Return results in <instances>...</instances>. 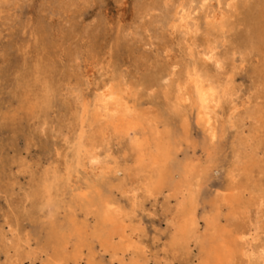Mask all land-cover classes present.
Returning a JSON list of instances; mask_svg holds the SVG:
<instances>
[{
	"label": "bare ground",
	"instance_id": "1",
	"mask_svg": "<svg viewBox=\"0 0 264 264\" xmlns=\"http://www.w3.org/2000/svg\"><path fill=\"white\" fill-rule=\"evenodd\" d=\"M12 1L0 0V12ZM62 3L69 8L76 5L75 0ZM171 3L156 0L140 6L144 14L166 13L167 29L163 30L186 46L185 58L168 61L155 83L141 82L111 60L101 75L86 77L84 86L78 80L71 85V99H62L57 67L47 69L43 64L46 51L41 39L28 40L37 61L28 67L26 54L27 69L16 72L10 93H18L20 108L42 124L50 122L54 109L65 112L50 134L74 136L76 163L60 165L51 159L38 172L31 171L28 184L20 186L17 202L9 204L16 217H6L0 225V264H107V257L109 264H149L133 240V224L146 213V203L166 190L163 208L170 210V200L175 198L177 209L170 221L174 230L167 242L170 248L188 256L197 250L200 264H264V179L249 182L254 169L259 171L264 164L252 150L253 136L236 131V111L246 105L236 83L241 70L237 59L242 64L258 57L251 75L259 87L256 98H262L263 105L257 103L247 115L264 122V0ZM209 51L215 52L219 70L204 61ZM189 70L203 71L217 90L219 107L211 106L210 128L197 118L194 84L186 75ZM3 81L0 74L1 87ZM157 88L159 96L150 92ZM156 103L160 109L154 112ZM19 110L0 118L1 130L18 120ZM233 130L226 182L222 193L214 196L209 188L215 172L211 164ZM195 133L201 138L197 145L192 138ZM233 177L241 179L238 184ZM5 180L11 182L4 187L12 193L18 183L3 164L0 183ZM245 191L253 196L247 204L242 200ZM207 205L213 215L199 216ZM224 208L229 210L225 215ZM23 222L31 226L28 233Z\"/></svg>",
	"mask_w": 264,
	"mask_h": 264
},
{
	"label": "rangeland",
	"instance_id": "2",
	"mask_svg": "<svg viewBox=\"0 0 264 264\" xmlns=\"http://www.w3.org/2000/svg\"><path fill=\"white\" fill-rule=\"evenodd\" d=\"M62 1L13 0L12 4L0 12V74L4 79L2 87L0 86V118L4 115L13 116L18 108V113L22 114L15 123H10L4 130L0 129V167L6 165L18 183L12 193L5 188L11 184L9 180L0 183V225L6 217H16L14 208L9 204L17 202L21 195L20 186L25 187L28 184L31 171L38 172L51 159L57 160L60 165L67 161L74 165L76 163L78 142L74 136L56 137L50 134V129L59 123L58 120L65 112L59 108L54 109L50 112V122L42 124L40 120L29 117L26 109L20 108L18 93H10L16 72L27 69L23 59L26 54L30 58L28 67L34 66L37 61V52L29 43L37 38L41 39L39 41L46 51L43 64L47 69L57 67L56 79L64 90L60 95L62 99H71V85L78 80L84 86L86 77L101 75L102 67L111 60L124 73L133 74L136 79L147 84L160 79L168 61L185 58V43L179 37H172L169 32L164 31L167 29V14L152 10L144 14L140 8L156 0H75L76 5L71 8L64 6ZM179 1L172 0L171 4ZM226 48H222V51ZM257 63V56H252L242 64L238 59L236 61L238 70L241 69L236 77V83L241 88L240 100L246 101V105L236 111V122L239 124L236 131L240 136H253L252 150L257 153V160L264 164V128L258 129L259 126H264V122L250 119L247 115L248 109L257 103L263 105L262 98H256L259 87L251 75V68ZM159 89H150V92L159 96ZM158 109L160 105L156 103L152 110L155 112ZM234 133L235 130L223 139L211 164L215 172L212 173L209 188L214 196L222 193L226 182L232 153L230 141ZM192 138L196 145L201 139L196 133ZM53 143L56 146H50ZM22 160L26 165L23 170L19 168ZM260 178L264 179V167L261 166L259 171L254 169L249 176V182L254 184ZM233 179L236 184L241 180L239 177ZM253 184L250 188L252 191ZM168 194L166 190L157 199L153 198L146 203V213L140 214L138 221L133 224L136 229L133 240L144 252L149 264H200L197 250H193L188 256L186 252L173 250L167 245L169 237L174 233L170 221L177 214L175 198L170 200V210L163 208ZM242 196L246 204L253 197L250 191H245ZM211 211L207 205L199 211V216L204 212L213 215ZM228 211L224 208L222 214L225 215ZM201 224L204 228L205 223L202 221ZM222 224H226V221L222 220ZM22 226L25 233L31 231L28 222H23ZM106 262L109 264L108 257Z\"/></svg>",
	"mask_w": 264,
	"mask_h": 264
},
{
	"label": "snow or ice",
	"instance_id": "3",
	"mask_svg": "<svg viewBox=\"0 0 264 264\" xmlns=\"http://www.w3.org/2000/svg\"><path fill=\"white\" fill-rule=\"evenodd\" d=\"M203 59L217 70L220 69V63L217 61L214 51L207 52V54L203 56ZM172 71L175 72V69L173 68ZM186 75L188 81L194 84V94L199 108V115L197 118L200 121H204L206 126L210 128L213 123L211 106L219 107L216 103L217 90L213 87L211 78H206L203 71L189 70ZM165 83H167V81H165ZM185 102L191 103L190 100ZM212 139H215L214 135ZM93 163H96V161H93Z\"/></svg>",
	"mask_w": 264,
	"mask_h": 264
}]
</instances>
